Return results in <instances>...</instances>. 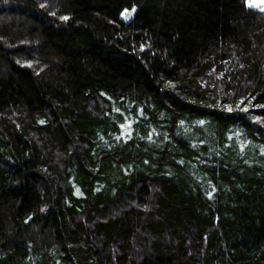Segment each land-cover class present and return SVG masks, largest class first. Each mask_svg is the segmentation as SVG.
<instances>
[{"label":"trees","instance_id":"16d2710c","mask_svg":"<svg viewBox=\"0 0 264 264\" xmlns=\"http://www.w3.org/2000/svg\"><path fill=\"white\" fill-rule=\"evenodd\" d=\"M0 0V264H264V11Z\"/></svg>","mask_w":264,"mask_h":264},{"label":"rangeland","instance_id":"374dc122","mask_svg":"<svg viewBox=\"0 0 264 264\" xmlns=\"http://www.w3.org/2000/svg\"><path fill=\"white\" fill-rule=\"evenodd\" d=\"M247 5L251 8H258L264 11V0H248Z\"/></svg>","mask_w":264,"mask_h":264}]
</instances>
